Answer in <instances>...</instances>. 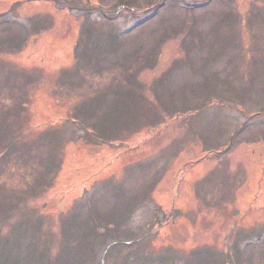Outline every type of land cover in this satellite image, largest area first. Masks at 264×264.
Returning a JSON list of instances; mask_svg holds the SVG:
<instances>
[{"label": "rangeland", "instance_id": "rangeland-1", "mask_svg": "<svg viewBox=\"0 0 264 264\" xmlns=\"http://www.w3.org/2000/svg\"><path fill=\"white\" fill-rule=\"evenodd\" d=\"M1 246L264 264V0H0Z\"/></svg>", "mask_w": 264, "mask_h": 264}, {"label": "trees", "instance_id": "trees-1", "mask_svg": "<svg viewBox=\"0 0 264 264\" xmlns=\"http://www.w3.org/2000/svg\"><path fill=\"white\" fill-rule=\"evenodd\" d=\"M155 7H157V5ZM37 187H38V184L36 185V182H35V185L33 186V189L35 190V189H37ZM107 213H108L107 215L103 216V220L106 221L105 222L106 224H111V223H107V222L113 219L112 216H113V213L114 212L113 211H110V212H107ZM71 236H72V234L69 235V237H71ZM8 242H10V243H8V246H9L11 244V241H8ZM133 244L134 245H138L139 244V241L133 242ZM8 246H1V249L0 250H5V248H7ZM93 247L94 246H91L90 247V252H91V250H92ZM11 250H12V247L10 249V253H11ZM10 253L7 254L6 256H4V255H1L0 256V264H29V261L28 260H25V262H23V259H20L17 255L10 254ZM104 254H105V252L102 253V255H104ZM68 260H69L68 257L67 258L60 257L59 260H58V262H57V264H59L61 262H64V261L68 262ZM32 261L41 262V261H44V259H42V257H36V258H33ZM84 262L86 263L87 262V259L82 260V263H84ZM199 263H203V262H199Z\"/></svg>", "mask_w": 264, "mask_h": 264}]
</instances>
